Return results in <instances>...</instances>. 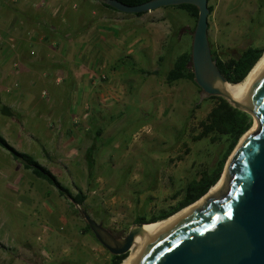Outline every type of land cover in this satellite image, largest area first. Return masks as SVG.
Listing matches in <instances>:
<instances>
[{
  "label": "crops",
  "instance_id": "crops-1",
  "mask_svg": "<svg viewBox=\"0 0 264 264\" xmlns=\"http://www.w3.org/2000/svg\"><path fill=\"white\" fill-rule=\"evenodd\" d=\"M168 13H123L98 0H0V101L22 116V128L42 131L40 138L29 136L41 146L44 159L36 160L54 174H72L73 187L64 184L72 192L79 187L85 193L93 164L114 156L103 149V137H111L132 110L145 111L154 98L158 105L171 99L179 80L169 84L166 75L184 52L187 24L169 22ZM25 171L32 177L19 173L10 185L18 201L35 206L34 187L56 191ZM96 178L92 188L100 189ZM57 222L64 226L66 219L61 214ZM36 226L48 236L44 224ZM17 236L0 224V264H27L23 254L7 250L30 241Z\"/></svg>",
  "mask_w": 264,
  "mask_h": 264
},
{
  "label": "rangeland",
  "instance_id": "rangeland-1",
  "mask_svg": "<svg viewBox=\"0 0 264 264\" xmlns=\"http://www.w3.org/2000/svg\"><path fill=\"white\" fill-rule=\"evenodd\" d=\"M208 4L213 7L208 16L209 42L221 58L236 57L248 46L264 48V0H209ZM159 9L169 12V22L187 24L182 45L183 50H187L192 39L193 18L172 6ZM160 67L164 69V65ZM173 88L168 94L171 99L158 105V99L154 98L145 111L129 110L132 115L119 124L115 133L103 137L101 141L108 138L103 149L115 154L101 166L93 164L89 184H84L87 198L79 207L121 237L137 216L149 217L175 204L181 193L174 195L189 180L198 178L204 169L212 168L226 147L223 137L219 139L216 134L198 139L200 121L206 118L214 100H200V89L185 79L179 80ZM167 93H162L163 99L167 98ZM12 111L11 115H6L0 110V134L11 146L17 144L13 147L18 151L30 153L42 161L44 157L38 140L32 137L29 140L30 135L40 138L42 131L30 132L27 125L22 128V116L15 109ZM17 137L25 140L23 143L28 147L20 144ZM19 173L26 178L32 177L19 160L0 146V224L14 236H26L30 240L21 249L8 247L7 250L23 254L27 264H107L112 254L95 236L84 231L85 222L79 207L65 198L57 203L56 189L45 192L39 186L34 187L35 206L17 200L16 189L10 185ZM55 175L60 182L73 187L72 174L55 172ZM96 177H99L100 189L92 188ZM61 214L66 219L64 226L57 222ZM37 224L38 227L44 224L49 231L40 242L42 244L36 240L37 235L43 236L42 232L36 233ZM41 246L49 250V259L42 256Z\"/></svg>",
  "mask_w": 264,
  "mask_h": 264
},
{
  "label": "water",
  "instance_id": "water-1",
  "mask_svg": "<svg viewBox=\"0 0 264 264\" xmlns=\"http://www.w3.org/2000/svg\"><path fill=\"white\" fill-rule=\"evenodd\" d=\"M98 1L123 13L183 3L196 6L198 15L190 55L200 100L220 96L250 113L256 121V127L251 130L252 123L229 155L217 189L192 210L165 225L128 264H264V64L240 99H236L228 92L226 84L230 82L211 53L208 0H146L133 5L120 0ZM78 211L95 238L112 255L128 253L139 228L148 224L134 223L124 236L115 237L85 208L79 207Z\"/></svg>",
  "mask_w": 264,
  "mask_h": 264
},
{
  "label": "trees",
  "instance_id": "trees-1",
  "mask_svg": "<svg viewBox=\"0 0 264 264\" xmlns=\"http://www.w3.org/2000/svg\"><path fill=\"white\" fill-rule=\"evenodd\" d=\"M120 1L129 5H133L146 0ZM101 4L113 10H116L105 3ZM208 6L210 9V14L212 12L213 7L210 4H208ZM172 7L185 11L191 18H193L194 24L191 28V31H193L198 15L197 7L189 3L172 5ZM143 13L145 12H138L134 14L140 15ZM190 48L191 44L187 50H184V52L178 55L175 59L173 66L167 72V83L170 84L174 81L185 79L196 85L193 81ZM211 53L213 58H215L217 62L219 70L226 77L227 81L232 84H236L242 82L247 77L246 75L250 73L249 71L253 69L252 67L256 65V63L264 54V48L258 46H248L243 49L236 57H230L228 59L221 58L212 47ZM207 99L214 100V105L208 112L206 118L200 121L201 132L199 134L198 139L208 137L210 134H216L219 139H222L223 137V140L226 142V147L222 152L220 158L212 168L204 169L200 173L198 178H192L191 180H189L182 188V190L174 195L176 197L181 193L180 198L175 204L171 205L167 209H162L157 214H153L149 217L137 216L134 219L135 223H152L158 220L166 219L181 210L182 208L200 199L202 195H204L210 190L209 188H211L219 181L223 174L222 171L224 169L228 156L235 148L237 142L239 141L243 133H245L251 127L253 123V117L250 113L232 106L226 99L220 96H210ZM0 110L6 115H11L12 113L8 109H6L4 105L1 104ZM0 146L7 149L14 159L19 160L23 164V167L25 169L31 170L35 176L43 178L48 183L53 185L62 197H64L65 199H71V204H78L79 206H83L87 196L81 190V188L77 187L76 192H72L67 186H65L58 180L56 175L50 169L40 164L33 157V155L27 152L16 150L6 141V139L1 134ZM84 231L90 232L91 235L94 236V234L86 223ZM125 256L126 254L111 255V260L108 264H120L125 258Z\"/></svg>",
  "mask_w": 264,
  "mask_h": 264
},
{
  "label": "bare ground",
  "instance_id": "bare-ground-1",
  "mask_svg": "<svg viewBox=\"0 0 264 264\" xmlns=\"http://www.w3.org/2000/svg\"><path fill=\"white\" fill-rule=\"evenodd\" d=\"M264 64V54L260 58V60L256 63V65L253 67V69L250 71V73L247 75V77L239 83L236 84H226V88L228 92L231 94L232 97L236 99H240L241 94L243 90L246 88L247 84L253 77V75L257 72V70ZM256 122V121H255ZM255 124V123H254ZM253 124V125H254ZM253 127V126H252ZM251 130L256 127V124ZM225 172L222 174L221 178L219 181L213 185L210 190L203 195L200 199L197 201L189 204L188 206L182 208L175 214L171 215L170 217L163 219V220H158L156 222L148 223L143 225L142 227L139 228L138 232L136 233L134 240L132 242V245L129 249V252L127 257L123 259V261L120 264H128L129 261L168 223L173 222L174 220L180 218L182 215L186 214L190 210H192L197 204H199L205 197H207L210 193H212L217 187L221 184L223 177H224Z\"/></svg>",
  "mask_w": 264,
  "mask_h": 264
},
{
  "label": "built area",
  "instance_id": "built-area-1",
  "mask_svg": "<svg viewBox=\"0 0 264 264\" xmlns=\"http://www.w3.org/2000/svg\"><path fill=\"white\" fill-rule=\"evenodd\" d=\"M47 1V0H44V2ZM0 40H4V36L3 34L0 33ZM43 240V236L41 234H39L37 236V241L38 243L42 242ZM42 244V243H40ZM42 247V246H41ZM44 247V248H43ZM42 249H41V254L42 256L45 258V259H49L51 257V254L49 252V250L47 249V247L43 246Z\"/></svg>",
  "mask_w": 264,
  "mask_h": 264
},
{
  "label": "flooded vegetation",
  "instance_id": "flooded-vegetation-1",
  "mask_svg": "<svg viewBox=\"0 0 264 264\" xmlns=\"http://www.w3.org/2000/svg\"><path fill=\"white\" fill-rule=\"evenodd\" d=\"M113 235H114L115 237H121V236H119V235H116V234H114V233H113Z\"/></svg>",
  "mask_w": 264,
  "mask_h": 264
},
{
  "label": "snow or ice",
  "instance_id": "snow-or-ice-1",
  "mask_svg": "<svg viewBox=\"0 0 264 264\" xmlns=\"http://www.w3.org/2000/svg\"><path fill=\"white\" fill-rule=\"evenodd\" d=\"M229 215H230V213H229Z\"/></svg>",
  "mask_w": 264,
  "mask_h": 264
}]
</instances>
